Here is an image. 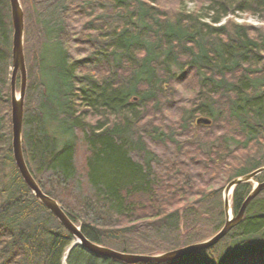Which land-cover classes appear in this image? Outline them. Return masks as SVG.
<instances>
[{"label":"trees","instance_id":"1","mask_svg":"<svg viewBox=\"0 0 264 264\" xmlns=\"http://www.w3.org/2000/svg\"><path fill=\"white\" fill-rule=\"evenodd\" d=\"M20 3L22 150L43 193L87 239L126 253L214 234L224 186L264 166V27L229 17L264 21V0ZM11 36L0 0V264H128L79 245L67 252L73 236L22 180L11 152ZM251 188L234 187L233 213ZM133 264H264V190L214 246Z\"/></svg>","mask_w":264,"mask_h":264},{"label":"water","instance_id":"2","mask_svg":"<svg viewBox=\"0 0 264 264\" xmlns=\"http://www.w3.org/2000/svg\"><path fill=\"white\" fill-rule=\"evenodd\" d=\"M10 17L12 24V36H11V73H10V121H11V152L14 164L27 187L32 191L35 198L40 201L52 215H54L64 229L73 236L74 241L67 249V252L76 245L81 246L86 251L99 255L100 257L118 260L124 263H163L173 261L185 256H188L197 251H201L210 248L217 244L228 231L240 223L244 217L245 211L249 203L256 195L264 190V179L262 181H255L251 190L243 199L240 207L236 213H233L229 194L231 195L236 185L244 182H250L253 178L264 172V166L257 168L256 170L247 173L243 176L236 177L230 180L222 190V202L224 211V223L223 225L208 238L190 243L173 250L166 252L148 255V254H136L126 253L115 250L106 246L96 244L87 239L81 232L80 225L73 222L67 212L63 209L59 203L43 193L38 184L32 177L28 166L26 164L23 150H22V122H23V108L24 97L26 92L27 83V71L24 57V16L23 9L20 0H9ZM19 77V90L16 94L15 83ZM197 121L208 123L205 118H199Z\"/></svg>","mask_w":264,"mask_h":264},{"label":"rangeland","instance_id":"3","mask_svg":"<svg viewBox=\"0 0 264 264\" xmlns=\"http://www.w3.org/2000/svg\"><path fill=\"white\" fill-rule=\"evenodd\" d=\"M187 7L190 10L193 7L192 3H188ZM229 17L233 18L238 23L245 22V23H249V24L256 25V26H262V27H264V21H260V20H258L256 18H254L252 16H249V15H246V14H238L235 17H232V16H229ZM27 24H28L29 31H30L31 34H34L35 32H37L36 22H35V16H34V14H33L32 11H30L29 17L27 18ZM26 71H27V67H26ZM27 81H28V79H27ZM15 88H16V94H18V90H19V77H17V79H16ZM263 179H261V180H263ZM255 181H258V180H256L255 178H253V180H251L250 182L252 183V185H254L256 183ZM229 199H230V204H231L232 202H231V195L230 194H229ZM64 264H66V260H64Z\"/></svg>","mask_w":264,"mask_h":264},{"label":"bare ground","instance_id":"4","mask_svg":"<svg viewBox=\"0 0 264 264\" xmlns=\"http://www.w3.org/2000/svg\"><path fill=\"white\" fill-rule=\"evenodd\" d=\"M64 264V263H63Z\"/></svg>","mask_w":264,"mask_h":264}]
</instances>
